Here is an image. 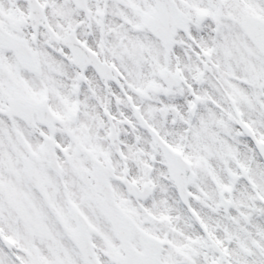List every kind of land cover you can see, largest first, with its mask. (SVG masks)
<instances>
[{"label": "snow or ice", "instance_id": "snow-or-ice-1", "mask_svg": "<svg viewBox=\"0 0 264 264\" xmlns=\"http://www.w3.org/2000/svg\"><path fill=\"white\" fill-rule=\"evenodd\" d=\"M0 264H264V0H0Z\"/></svg>", "mask_w": 264, "mask_h": 264}]
</instances>
